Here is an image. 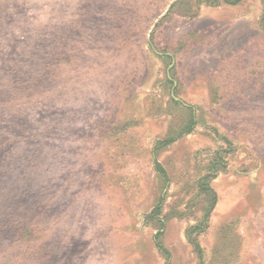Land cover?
<instances>
[{"label":"rangeland","instance_id":"rangeland-1","mask_svg":"<svg viewBox=\"0 0 264 264\" xmlns=\"http://www.w3.org/2000/svg\"><path fill=\"white\" fill-rule=\"evenodd\" d=\"M235 1L0 0V264H264V0Z\"/></svg>","mask_w":264,"mask_h":264},{"label":"trees","instance_id":"trees-1","mask_svg":"<svg viewBox=\"0 0 264 264\" xmlns=\"http://www.w3.org/2000/svg\"><path fill=\"white\" fill-rule=\"evenodd\" d=\"M241 0H236L235 3L239 2ZM194 126H195V116L192 115V119H191V123L190 125L188 126V128L185 130V132H183V134L179 135L178 137H175V138H170V139H166L164 141H161L159 142L160 144V147H163V146H166V145H169L170 143H173V142H176L181 136H183L184 134H189L192 132V130L194 129ZM156 150H154L153 152V156H154V163H155V166L159 172V174L167 180L168 176H167V173L166 171L164 170V168L161 166V164L159 163V161L157 160V155H156ZM216 196V195H215ZM161 202L160 204H158L155 208L156 210V213L154 214V217L155 218H158V214L160 212V209H161V206H162V203H163V197L160 198ZM215 202H216V197H214V202L212 203L211 205V208L208 210L207 212V215L213 210L214 206H215ZM159 219V222L161 224V226L163 227L164 226V223L163 221ZM161 235V230L160 232L155 236V240H156V246L162 250L165 254H167V250L164 248V246L161 244V242H159V236Z\"/></svg>","mask_w":264,"mask_h":264}]
</instances>
